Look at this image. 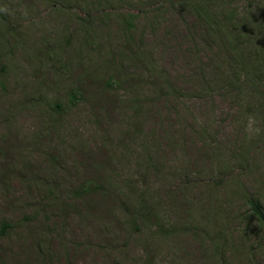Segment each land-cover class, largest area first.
Listing matches in <instances>:
<instances>
[{
	"label": "rangeland",
	"instance_id": "1",
	"mask_svg": "<svg viewBox=\"0 0 264 264\" xmlns=\"http://www.w3.org/2000/svg\"><path fill=\"white\" fill-rule=\"evenodd\" d=\"M253 199L264 0H0V264H264Z\"/></svg>",
	"mask_w": 264,
	"mask_h": 264
},
{
	"label": "trees",
	"instance_id": "2",
	"mask_svg": "<svg viewBox=\"0 0 264 264\" xmlns=\"http://www.w3.org/2000/svg\"><path fill=\"white\" fill-rule=\"evenodd\" d=\"M249 206H250V209L252 210L254 216L257 219H259L260 223L262 224V227L264 228V221H263V217H262V212L259 209V203L255 199H253V200L250 201ZM6 229H7V226L6 225H2L0 227V234H4Z\"/></svg>",
	"mask_w": 264,
	"mask_h": 264
},
{
	"label": "clouds",
	"instance_id": "3",
	"mask_svg": "<svg viewBox=\"0 0 264 264\" xmlns=\"http://www.w3.org/2000/svg\"><path fill=\"white\" fill-rule=\"evenodd\" d=\"M254 124H255V120H254V118H250L249 121H248V126H247V128L250 129V128L252 127V125H254ZM246 130H247V129H246ZM259 130H260L259 128L256 129L257 132H259Z\"/></svg>",
	"mask_w": 264,
	"mask_h": 264
}]
</instances>
